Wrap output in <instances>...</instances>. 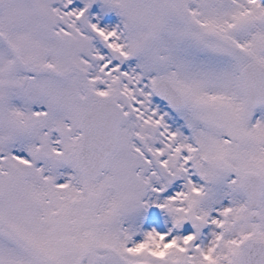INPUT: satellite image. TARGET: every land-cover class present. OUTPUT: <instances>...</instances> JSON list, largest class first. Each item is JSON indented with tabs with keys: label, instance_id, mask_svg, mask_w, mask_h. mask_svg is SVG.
Returning a JSON list of instances; mask_svg holds the SVG:
<instances>
[{
	"label": "snow or ice",
	"instance_id": "1",
	"mask_svg": "<svg viewBox=\"0 0 264 264\" xmlns=\"http://www.w3.org/2000/svg\"><path fill=\"white\" fill-rule=\"evenodd\" d=\"M0 264H264V0H0Z\"/></svg>",
	"mask_w": 264,
	"mask_h": 264
}]
</instances>
